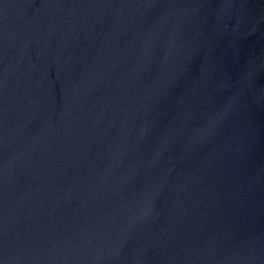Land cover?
Here are the masks:
<instances>
[{
    "label": "water",
    "instance_id": "obj_1",
    "mask_svg": "<svg viewBox=\"0 0 264 264\" xmlns=\"http://www.w3.org/2000/svg\"><path fill=\"white\" fill-rule=\"evenodd\" d=\"M0 264H264V0H0Z\"/></svg>",
    "mask_w": 264,
    "mask_h": 264
}]
</instances>
